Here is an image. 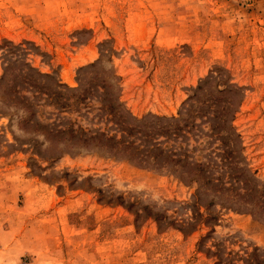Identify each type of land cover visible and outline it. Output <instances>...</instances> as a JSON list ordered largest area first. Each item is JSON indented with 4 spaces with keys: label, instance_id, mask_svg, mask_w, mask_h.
<instances>
[{
    "label": "rangeland",
    "instance_id": "obj_1",
    "mask_svg": "<svg viewBox=\"0 0 264 264\" xmlns=\"http://www.w3.org/2000/svg\"><path fill=\"white\" fill-rule=\"evenodd\" d=\"M18 45L71 89L84 67L95 65L91 87L115 69L139 119L178 116L193 88L226 69L244 88L234 121L244 159L264 182V0H0V81ZM9 96L0 86V264H244L264 249V214L224 204L211 220L194 207L195 184L36 123L104 127L96 111L45 105L29 117Z\"/></svg>",
    "mask_w": 264,
    "mask_h": 264
},
{
    "label": "trees",
    "instance_id": "obj_2",
    "mask_svg": "<svg viewBox=\"0 0 264 264\" xmlns=\"http://www.w3.org/2000/svg\"><path fill=\"white\" fill-rule=\"evenodd\" d=\"M14 47L22 54L11 59L10 51H5L0 81V86H9L11 104L20 105L29 117L38 116L45 105L61 114L88 108L105 123L104 127L86 129L67 120L62 129L56 122L37 118L36 123L49 135L57 140L67 137L63 140L75 146L107 150L141 168L168 170L181 181L195 184L194 207L206 209L211 220L219 218L210 210L224 204L237 212L264 214V182L246 163L241 137L234 126L244 88L233 81L226 69L217 68L193 88L178 116L148 115L139 119L121 100V78L115 69L109 79L91 87L86 85V75L95 65L84 67L80 87L71 89L33 67L27 53L21 58L25 49L20 45ZM109 61L112 63L111 58ZM10 71L11 85L7 80ZM198 152L204 155L202 159L197 158ZM206 193H213L218 202L214 203V198L203 200ZM246 255L244 264H264V249L254 247Z\"/></svg>",
    "mask_w": 264,
    "mask_h": 264
}]
</instances>
